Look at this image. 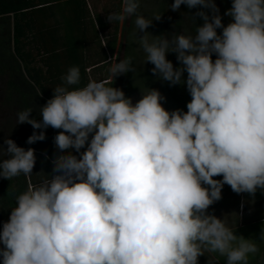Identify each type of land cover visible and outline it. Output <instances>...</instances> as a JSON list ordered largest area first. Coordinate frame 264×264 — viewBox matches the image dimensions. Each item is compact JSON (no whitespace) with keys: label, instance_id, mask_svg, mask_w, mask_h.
<instances>
[{"label":"clouds","instance_id":"clouds-1","mask_svg":"<svg viewBox=\"0 0 264 264\" xmlns=\"http://www.w3.org/2000/svg\"><path fill=\"white\" fill-rule=\"evenodd\" d=\"M181 5L201 9L194 36L150 40L146 30L161 16L137 15L140 0H123L107 20L136 16L145 64L161 81L186 87L187 111L166 109L154 88L133 102L104 80L76 87L73 66L39 109L42 119L32 107L17 113V124L60 130L54 144L62 154L51 179L15 197L0 227L2 264H199L206 252L249 264L259 253L255 240L208 209L224 185L252 196L264 190V0H231L227 25L216 0H173L171 11ZM109 71L114 82L134 72L132 57ZM45 139L34 131L26 142ZM3 144L0 179L31 176L35 149L10 138Z\"/></svg>","mask_w":264,"mask_h":264},{"label":"trees","instance_id":"trees-1","mask_svg":"<svg viewBox=\"0 0 264 264\" xmlns=\"http://www.w3.org/2000/svg\"><path fill=\"white\" fill-rule=\"evenodd\" d=\"M90 1L53 0L44 3V0H0V76L7 84L6 102L15 104L18 112L32 107V117L42 119L39 109L52 98L53 89L63 83L61 77L67 74L69 68L76 66L81 75L80 84L76 87H83L90 80H104L131 97L158 86L166 97V109L187 111L186 104L191 97L186 87L171 86L161 81L152 75L153 65L145 64V54L139 43V36L142 35L135 26L136 16H128L112 24L108 22L110 13L122 11V0L115 11L103 13L91 8ZM146 1L151 2L140 0L137 15L147 19L161 16L160 20H153V36L163 35L169 39L173 34L194 36L196 26L203 23L199 17L195 21L192 19L194 13L201 9L181 5L178 11H171L173 0H154L156 3L147 4L152 10L145 14ZM216 4L223 24L227 25L230 17L224 13L231 7V0H216ZM61 6L65 9L62 14L57 11ZM133 33L137 34L136 37ZM127 57H132L135 71L117 77L114 82L109 71L111 60L114 59L115 64ZM167 59L174 67L180 66L175 53H168ZM34 131H44L46 139L28 144L26 141ZM58 131L50 127L34 130L27 123L17 128L19 137L16 144L25 149H35L36 165L31 176L22 174L11 181L0 179V227L8 220L17 195L25 191L30 183L36 185L51 179L53 160L62 154L54 144ZM73 154L79 155L74 151ZM6 158V154L0 156V159ZM208 212L223 219L237 235L255 240L260 251L254 257L250 256L249 264H264V241L260 240L264 229V190H257L252 196L237 194L230 186L224 185L222 198ZM199 264H226V258L206 252L199 258Z\"/></svg>","mask_w":264,"mask_h":264},{"label":"rangeland","instance_id":"rangeland-1","mask_svg":"<svg viewBox=\"0 0 264 264\" xmlns=\"http://www.w3.org/2000/svg\"><path fill=\"white\" fill-rule=\"evenodd\" d=\"M152 1L156 3V1L151 0V2ZM151 2L150 1L145 2L146 5H145L144 10H143V11H145L144 12L145 14H147V12L152 10L148 6V5L153 3V2L152 3ZM146 31L149 33V36H150L149 39H151L152 35L154 34L152 27H149ZM141 35H144V33H141ZM110 63L112 65H114V59H112ZM153 88L159 90L162 94V91L158 86H154ZM6 95H7L6 80L4 77L0 76V145H3L5 148L7 147L6 145L3 144V141L5 139L10 138V139L14 140L15 142L18 140L19 136H18L17 128L20 126V124H17V122H16L18 109H17L15 104L6 102ZM140 97H141L140 93H136V94L131 96V98L133 99V102L140 99ZM163 103H164V107L166 108L168 106L167 101L165 100ZM1 155L2 154H0V156Z\"/></svg>","mask_w":264,"mask_h":264},{"label":"crops","instance_id":"crops-1","mask_svg":"<svg viewBox=\"0 0 264 264\" xmlns=\"http://www.w3.org/2000/svg\"><path fill=\"white\" fill-rule=\"evenodd\" d=\"M53 0H44V3H51ZM121 0H91L92 3L91 8H94L97 10L98 13H103L106 11H115V8H117V4H119ZM123 2V0H122ZM61 14L65 11V9L61 6L58 8V10Z\"/></svg>","mask_w":264,"mask_h":264}]
</instances>
